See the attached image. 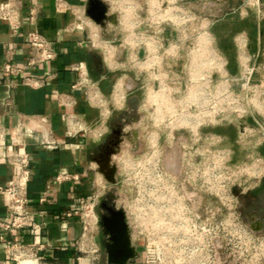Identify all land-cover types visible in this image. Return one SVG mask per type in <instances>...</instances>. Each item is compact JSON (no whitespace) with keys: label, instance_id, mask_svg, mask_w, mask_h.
Instances as JSON below:
<instances>
[{"label":"built area","instance_id":"built-area-1","mask_svg":"<svg viewBox=\"0 0 264 264\" xmlns=\"http://www.w3.org/2000/svg\"><path fill=\"white\" fill-rule=\"evenodd\" d=\"M83 1L85 5L76 9L63 0H57L56 9L60 13L74 14L75 21L71 23L69 29L79 30L84 34V38L77 42V45L80 48L92 49L95 45L93 39L90 40L88 36V30L96 29L97 23L87 14L86 4L89 0ZM116 4L119 5L118 11L125 13V26L141 22L132 12L130 13L131 9L136 7L132 0L116 1ZM177 14L181 23L176 24L180 26L179 24L183 23V15ZM168 20L175 24L172 19L165 21ZM0 21L8 25L10 32V40L6 43V63L3 68V76L8 80L7 85L15 87L21 83L24 87L32 89L50 86L57 78L56 73L42 74L39 70L56 61L59 53L54 48V40L47 36L41 26L37 8L32 6L25 17L29 30L21 42L18 40L22 36L24 17L16 0H0ZM120 21L119 25L122 26ZM134 32L136 31L130 32L127 36L128 41L134 42V45L128 43L131 58L128 59L127 65L130 69L141 70L146 67L169 69L173 68L172 65L176 67L180 64L184 65L177 58L179 50L184 47V31L177 30L176 36L171 35L173 38L166 39L164 44L152 37L146 38L145 41L138 40ZM173 32L167 28L162 31L167 37ZM148 40L153 42L151 49L147 44ZM200 40V36L195 38L196 49ZM22 46L27 47L30 53L25 58L24 64L20 66L15 63V57ZM196 52L198 53V49L193 50L192 53ZM33 69L37 70L33 71ZM68 69L80 75L78 82L72 85V90L85 88V101L96 109L91 100L102 97L100 94L103 91L99 82L84 74L82 63H73ZM2 85L4 82L0 80V87ZM52 97L56 99L63 112L66 137L79 140L80 144H70L66 139L57 138L48 125L46 117L21 116L17 127V138L11 142L12 153L8 157V162L16 167L18 174L16 179L8 184H0V194L7 195L9 199V219L0 217V229L7 233L37 232L45 229V224L35 219V211L30 206L31 197L28 190L31 175L30 155L26 151V135L39 133L41 145H45L50 150H61L85 146L89 137L93 138L92 142H99L109 132L111 113L107 119H104L102 117L105 115L100 107H97L100 119L88 125L77 112L79 103L74 94L58 91L54 92ZM118 97L121 98L120 105H122L126 97L121 94H118ZM10 104L11 102H8V105ZM173 116L167 117L161 113L163 125L159 130L162 131V136H158L154 131L151 133L149 140L151 151L146 159L136 162L129 158L123 162L127 166V175H129L127 185L137 188L128 210L132 242L138 253L134 264H262L264 244L243 219L240 199L246 193L243 186L247 183L258 186L263 181L264 167L246 174L235 175L230 173L231 165L224 166L222 172L220 165V172L217 173L216 156L211 157V149H205L209 158H206L207 153L201 151L205 143H201L199 115L176 111ZM100 124L104 129H99ZM5 132V127L0 125V137L4 136ZM179 133H185L190 137L189 141L180 145L182 161L186 169V178L183 179L182 185L173 179L160 150L163 140L169 145L177 144L176 137ZM213 138L210 136L206 139ZM209 144L216 145L211 141ZM260 161L264 164L263 159ZM66 179L70 177L60 176L58 181ZM74 179L81 178L77 175ZM119 184H122V181ZM186 188L188 191L185 190ZM99 197V193L92 192L88 197L82 198L80 207H71L63 214L67 219L78 218L82 226L80 238L69 247L72 252L82 254L90 245H94L93 251L97 252L100 216L96 206ZM47 202V196L39 199L40 205H45ZM0 240L5 243L7 253L6 261H0V264H21L28 260L38 264H60L48 263L44 260L43 252L46 250L44 244L29 246L17 240H5L3 237H0ZM76 259L78 264H85V258L81 255Z\"/></svg>","mask_w":264,"mask_h":264},{"label":"rangeland","instance_id":"rangeland-1","mask_svg":"<svg viewBox=\"0 0 264 264\" xmlns=\"http://www.w3.org/2000/svg\"><path fill=\"white\" fill-rule=\"evenodd\" d=\"M100 1L106 5V25L97 24L96 29L88 30V36L95 45L91 50L103 60L98 73H106L107 76L100 85L102 97L91 101L97 110L100 107L105 115L102 118L107 119L111 113L109 122L112 121L115 129L120 127V133H111L108 142L100 148L94 145L88 151L89 166L98 176L93 189L100 196L97 212L111 217L103 207L106 205L129 217L128 210L137 188L127 185L129 175L123 162L129 158L140 162L148 157L151 133L154 131L162 136L159 127L163 121L158 117L161 113L167 117L176 111L199 115L201 143H205L201 151L209 158L206 150L211 149V157L216 156L217 173L220 165L221 172L224 166L231 165L230 173L235 175L264 167L260 161L264 160V0H178L175 6L181 10L179 15H183L180 26L170 20H153V14L172 8L168 1L162 0L161 3L159 0L160 5L152 11V0H132L136 7L130 13L141 22L130 26L124 24V11L121 13L122 26L109 21L110 16L120 13L116 0ZM165 28L174 31L173 34L164 36L162 31ZM177 30L184 31V47L177 57L183 66L141 70L128 67V59L131 58L128 43L134 45L127 39L130 32L136 31L138 40L152 37L164 44L166 39L176 36ZM198 36H205V41L199 43L197 54L192 52L197 50L195 38ZM192 63L198 66L193 67ZM118 94L126 97L122 105ZM163 99L166 103L162 102ZM101 126L99 129H104ZM210 136L214 138L206 139ZM92 140L89 137L88 143ZM210 141L216 145H210ZM179 147L180 144L169 145L163 140L160 150L165 165L173 168L170 169L173 179L182 185L186 169ZM111 168L116 169V184L109 183L107 179ZM243 187L246 193L242 195V206L250 210L248 214L254 217L255 227L256 217L264 214L259 212L264 207V179L261 186L247 183ZM94 248L90 245L85 252L77 254L86 259Z\"/></svg>","mask_w":264,"mask_h":264},{"label":"crops","instance_id":"crops-1","mask_svg":"<svg viewBox=\"0 0 264 264\" xmlns=\"http://www.w3.org/2000/svg\"><path fill=\"white\" fill-rule=\"evenodd\" d=\"M63 1L76 9L85 5L83 0ZM16 3L24 17L22 36L18 41L21 42L29 30L25 17L29 9L35 6L41 26L47 36L54 40V48L59 53V57L39 70L42 74L56 73L57 78L50 86L32 89L19 83L15 87H10L7 85L8 80L3 76L6 63V43L10 40V32L8 25L0 21V80L4 82V85L0 87V125L6 130L5 135L0 137V184L4 185L16 179L18 174L16 167L8 162V157L12 153L11 142L17 138V127L21 116L46 117L48 125L57 138L66 139L70 144H80L79 140L66 137L63 112L56 99L52 97L54 92L66 91L74 94L79 103L77 112L88 125L95 123V120L99 118V111L85 101V88L72 90V85L78 82L80 75L71 72L68 66L73 63H82L85 69L84 74L97 80L100 85L107 76L106 73H98V68L103 66L101 56L89 48H80L77 45V42L84 38V34L79 30L69 29L71 23L75 21V16L70 12H58L57 0H16ZM86 6L88 8L89 4ZM29 53L30 50L27 47H20L15 63L23 65ZM8 102L11 104L8 105ZM40 139L39 133L26 135L25 143L26 151L30 155L31 175L28 186L31 197L30 206L35 211V219L44 223L45 229L37 232L19 231L16 233H7L0 229V237L5 240L21 241L29 246L46 245L43 256L48 263L78 264L76 259L78 254L72 252L69 247L80 238L82 226L78 218L67 219L63 214L71 207H80L82 198L88 197L93 192L98 176L93 174L95 169L89 166L88 151L94 145L97 147L100 141L86 143L85 146L75 147V149L50 150L45 145H41ZM65 175H68L70 179L58 181L60 176ZM77 175L81 178L80 180L74 179ZM42 196L48 197L45 205L39 203ZM8 208L7 195L0 194L1 218L9 219ZM126 217L132 241L130 217ZM108 243H110V234H106L100 225L97 234V252L88 253L85 264H115L108 257ZM132 244L134 245L133 242ZM61 254H65L64 257H61ZM6 259L5 243L0 240V261H6ZM134 260H130L128 264H134Z\"/></svg>","mask_w":264,"mask_h":264},{"label":"water","instance_id":"water-1","mask_svg":"<svg viewBox=\"0 0 264 264\" xmlns=\"http://www.w3.org/2000/svg\"><path fill=\"white\" fill-rule=\"evenodd\" d=\"M87 14L100 26H105L106 5L100 0H90ZM92 7V8H91ZM112 172L108 176V182L116 184V169L111 168ZM102 173L103 170H101ZM91 182L93 178L91 177ZM104 209L111 214L101 216V225L106 234H110V243L107 244L108 257L112 263L128 264L137 256L136 247L132 244L130 229L127 222V217L122 211H115L103 205Z\"/></svg>","mask_w":264,"mask_h":264},{"label":"flooded vegetation","instance_id":"flooded-vegetation-1","mask_svg":"<svg viewBox=\"0 0 264 264\" xmlns=\"http://www.w3.org/2000/svg\"><path fill=\"white\" fill-rule=\"evenodd\" d=\"M117 2H120V1H124V0H116ZM92 8V7H91ZM122 15H121V12L118 14V15H114V16H110L108 19L109 21H115L117 25H119V21L121 19ZM167 33V32H166ZM112 121L109 123V132L103 137V139L98 143V146L100 148L101 145H103L105 142H108L109 141V135L111 133L116 134L118 135L120 133V127H118L117 129H115L113 126H112ZM177 139V144H182L183 142H185V139L186 140H190V137L189 135L185 134V133H179L176 137ZM102 143V144H101ZM95 147V148H97ZM178 148V147H177ZM181 149V147H179ZM92 159H94L95 161L98 160L97 157H93ZM164 162H165V159H164ZM168 168V167H167ZM169 169V168H168ZM170 169H173V168H170ZM169 169V170H170ZM262 185V182L258 185V186H261ZM260 205H263L260 203ZM258 206V205H257ZM240 207H241V212H242V216H243V219L245 220V222L247 223V225L249 226V228H251L260 238V241L264 244V214H262L261 217H256L258 218L257 219V224L255 225V227L253 226L254 225V217L250 216L248 213H249V209H247L246 207H243L242 206V197L240 199ZM256 207V206H255ZM258 209V207H256ZM259 212H262L264 213V207L259 209ZM251 221V222H250ZM100 225H101V215H100ZM102 226V225H101ZM264 264V260H263V263Z\"/></svg>","mask_w":264,"mask_h":264},{"label":"bare ground","instance_id":"bare-ground-1","mask_svg":"<svg viewBox=\"0 0 264 264\" xmlns=\"http://www.w3.org/2000/svg\"><path fill=\"white\" fill-rule=\"evenodd\" d=\"M164 2L165 1H168V2H170V3H172V8L170 9V10H168V11H164V12H160L158 15L156 14V15H154L153 14V20L154 21H164V20H166V19H172L175 23H181V20H179L178 18H177V16L176 15H178L177 13H178V11H181V10H179L178 8H176L177 6H175V4H176V2L178 1V0H163ZM152 2V11H155L156 9V7H158L159 5H160V1L159 0H152L151 1ZM161 3H162V0H161ZM129 8V7H128ZM160 9V8H159ZM158 9V10H159ZM179 20V21H178ZM202 40L203 41H205V36H203L202 38H201V40H200V42L199 43H201L202 42ZM147 44H148V46L150 47V49L152 48V46H153V42L152 41H149L148 40V42H147ZM199 53V52H198ZM197 53V54H198ZM196 67V66H198V64L197 65H193V67ZM161 92V95H165L164 93H162L163 91H160ZM160 94V93H159ZM155 100H156V98H155ZM164 100V99H163ZM162 102H164V103H166V100H164V101H162ZM161 111H162V109H160V107H159V112L161 113ZM159 118H161V114H159V116H158ZM21 264H38V263H36L35 261H30V260H28V261H23Z\"/></svg>","mask_w":264,"mask_h":264},{"label":"trees","instance_id":"trees-1","mask_svg":"<svg viewBox=\"0 0 264 264\" xmlns=\"http://www.w3.org/2000/svg\"><path fill=\"white\" fill-rule=\"evenodd\" d=\"M62 256L61 257H64L65 254H61Z\"/></svg>","mask_w":264,"mask_h":264}]
</instances>
